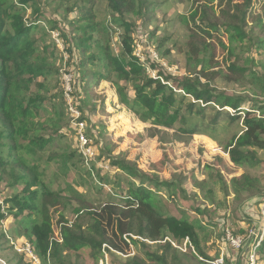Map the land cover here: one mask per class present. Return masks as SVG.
<instances>
[{"label": "trees", "instance_id": "obj_1", "mask_svg": "<svg viewBox=\"0 0 264 264\" xmlns=\"http://www.w3.org/2000/svg\"><path fill=\"white\" fill-rule=\"evenodd\" d=\"M73 1L72 6H68L65 12L80 13L76 23L81 22V24L73 30L82 35L65 34L62 27L56 28L57 23L51 24L50 31L57 30L61 33L58 32L60 34L58 35L64 45L67 74L72 78L75 77L70 83L71 106L80 113L81 122L85 120L81 113L84 104L81 102L79 107L73 99L78 97V89L82 90L83 87L76 85L75 80L78 79L82 85L81 82L85 80L84 68L89 63L95 69H100V71H90L97 85L99 82L107 81L110 76L131 85L134 92L132 102L124 94L123 88L116 89V93L121 105L126 107L127 111L141 122L148 123L145 139L155 138L160 146L167 144L166 147L171 149L168 143L187 140L192 135L203 134L209 140L213 139L211 133L217 131L222 122H226L224 130L233 125L241 126L239 133L233 134L224 147L223 152L228 155V161L236 167L258 162L257 152L264 151V109L256 105L245 109L243 108V104L246 103L245 98L227 96L209 85L215 80L209 78L210 72H214L215 69L218 71L217 74H220V70L224 68L226 81L236 82V79L228 77L226 72L244 77V69H239L234 63L226 64V62L228 56L236 59L232 45L243 44L248 39L251 41L245 29V17L251 10L252 0H243L244 9L240 10L237 16L223 6L224 0H219L217 7L214 8L209 7L207 0H191L192 5L188 15L181 17L187 30L218 34L223 28L222 33L226 35L228 43L227 46L220 44L226 54L222 59L221 69L217 70L218 64L212 66L201 58L196 60L201 69L193 80L189 76L181 77L179 74L168 72L161 63L151 58L148 52L151 47L146 39L140 41L138 35L137 40L133 37L138 30L136 31L135 23L128 21V18L144 19L150 9L147 0H106L111 20L124 30L117 54H114L110 48L107 29L94 22L95 16L91 6L94 0ZM227 3L230 1L227 0ZM232 7L238 11L237 5ZM27 10H30L32 18L28 22L24 19ZM43 17L39 0H0V179L7 174L13 181L9 187L22 186L18 195L4 200V203L11 204L9 212L17 220L14 237L18 241L25 239L30 243L33 256L39 264H74L71 262L70 253L76 254L85 248L91 251L95 260L102 259L104 253L110 254V248L116 246L105 233L98 216L84 205L74 212L81 214L85 210L83 216L89 220L85 228L78 222L83 218L82 215H79L73 224L60 226L59 240L53 238L50 227V210L59 203L65 206V195H72L77 199L82 197L62 179L71 169L76 168L78 161L83 165V159L77 148L72 152H67L68 150L64 148L61 152L47 151L60 132L61 121L69 119V104L63 92L56 93L49 99L38 94V90L45 88L46 80L53 71L46 58L37 54L36 42L32 38L33 31L37 29V24L43 20ZM218 18L222 19V24H218L216 21ZM257 22L264 36V21L257 20ZM71 25L73 26V23ZM96 30L100 37L93 39L92 34ZM257 40L259 49H264V37L261 36ZM91 41L95 52L88 53L92 48V45H88ZM54 44L58 48L55 42ZM192 45L195 43L191 38L187 42V48L190 56L196 58L201 51H197V56L193 55L190 50ZM138 46L142 49L144 63L136 55ZM147 66L155 72L156 78L147 73ZM248 75L254 83H257L259 89L261 87L264 91V77H256L253 72H249ZM36 79H41V83L36 92H31V86ZM201 79L206 80V83L202 84ZM111 84L113 85L112 82ZM47 100L53 104V117L48 123L52 125L54 131L49 134L43 132L45 129L41 124L34 122V119L40 115L39 112L46 106ZM256 108L260 116H255ZM94 110L95 107L90 109L91 112ZM69 127L71 128L70 120H67L64 128ZM114 155L107 157V167L115 169L128 178L127 195L123 199L127 216L123 224L124 229H120V219L115 218L116 231L127 235L132 245L142 247H147L146 243L149 242L164 241L166 237L171 238L176 244L187 239L194 251L192 258L197 261L198 257L207 260L198 247L195 226L185 218L163 216L158 211L155 200V192H160L161 187L169 188L177 184L179 188L180 182L187 177L180 181L160 180L157 176L148 175L139 169L135 162L122 158V154ZM95 156V161H90L88 166V175L93 174L96 160H102ZM216 160L223 163L220 158ZM50 162H56L62 172L59 177L53 174L52 179L47 180L46 172ZM100 170L103 172L101 167ZM184 175L182 171L178 176L181 178ZM217 177L221 185L227 188L220 171L217 172ZM56 180L61 185H65L64 189L52 190L51 186L57 182ZM100 182L108 181L100 179ZM229 186L237 191V195L238 192H244L251 196L259 192L255 179L245 174L231 178ZM60 187L59 185L58 188ZM179 189L185 193L182 187ZM2 218L0 215V221ZM245 234L243 237H246ZM130 235L138 239H133ZM17 243L21 245L20 242ZM6 244L8 241L3 230L0 229V255L6 251H13L10 252L11 257H0L2 263L30 264V258L25 253H16L13 246L6 247ZM159 248L155 253L147 255L149 260L154 262L153 264H169L166 256L168 252H171L173 261L178 259V249L173 248L170 242L165 241ZM263 249L264 237L257 250ZM126 264L146 263L143 260L131 259Z\"/></svg>", "mask_w": 264, "mask_h": 264}, {"label": "rangeland", "instance_id": "obj_2", "mask_svg": "<svg viewBox=\"0 0 264 264\" xmlns=\"http://www.w3.org/2000/svg\"><path fill=\"white\" fill-rule=\"evenodd\" d=\"M207 1L211 8L217 7L220 2L219 0ZM229 1L230 3H227V0H224L223 6L237 16L238 12L244 9L243 0ZM39 2L44 17L37 24V29L33 31L32 38L36 42L37 54L40 57L44 56L48 64L53 67V71L44 85L45 88L38 90V94L49 99L56 93H64L66 87L64 82L67 80L71 83L72 79L75 78L67 74L64 45L62 44L63 50H60L52 41L51 33L57 34L60 31H50L51 24L57 23L56 28L62 27L65 34L81 36V33H76L73 30L81 22L76 23L80 13L65 12L68 6H72L73 0H62V3L61 0H39ZM147 2L150 9L144 19L129 17L128 21L135 23L136 31L138 30L137 33L133 34V37L137 40L138 35L140 41L146 39L147 44L151 47L148 52L156 51L162 63L174 71L173 73L179 74L181 77L189 76L192 80L197 77V73L201 69L196 62L201 58H204L207 64L210 63L212 66L218 64L217 70L221 69L222 59L226 54L220 44L224 46L228 44L226 35L222 33L223 28L219 30L218 34H204L201 30L197 32L188 31L181 17L188 15L192 5L191 0H147ZM236 5L238 11L232 7ZM250 5L251 10L245 17V29L251 41L248 39L243 44L232 45L236 59L228 56L226 62V64L234 63L239 69H244V77L226 72L227 76L236 79V82L226 81L224 68L220 70V74H217L218 71L215 69L209 74L211 75L209 76L210 79H215L209 85L227 96L245 98L246 103L243 104L245 109L251 108L253 105L264 109V91L261 90V87L259 89L257 83H254L248 75L249 72H253L256 77H264V49H259L257 40L261 36L264 37L257 22V20L264 21V0H252ZM91 6H93L92 11L95 16L94 22L107 29L110 48L114 54H117L120 50L119 42L124 30L117 27L111 20V13L107 9L106 0H94V4ZM213 14L212 16H214ZM30 18V10H27L24 19L28 22ZM216 21L218 24H222V19L218 18ZM92 37L98 39L100 37L99 32L96 30ZM191 38L195 43L190 48L191 53L196 55L197 51H201L198 56L196 55L197 57L194 56L196 58L190 56L187 48V42ZM88 45H92L88 53L95 52L93 42L91 41ZM167 68L165 69L167 70ZM84 71L85 80L81 82L82 85L78 79L75 80L76 85L83 88L82 90L81 88L78 89L79 95L77 98L74 97L73 101L76 100L75 103L79 107L81 102L84 104L81 113L85 120L82 123L90 147L95 152L92 160L95 161V155L102 160H96L93 166V174L88 175L87 169L90 166V161L87 166L81 156L83 165L78 161L76 168L71 169L63 177L64 183L69 184L82 197L77 199L72 195H65V206L59 203L50 210L49 219L53 238L59 240L60 226L73 224L79 215L83 217L78 221L79 224H82L84 228L89 224V220L83 216L85 210L81 214L74 212L84 205L85 208L90 209L98 216L105 233L116 246V248H110V254L105 253L103 256L104 264H126L131 259L143 260L146 264H153L154 262L149 260L147 255L158 251L159 246L164 245L165 241L170 242L173 248L178 249L177 260L173 261L171 252L166 254L169 264H199L198 261L205 264H216L221 259L222 264H249L251 253L256 256L255 264H264V249L262 251L257 250L264 237V151L257 152L258 162L245 164L241 167L232 165L228 161V155L223 152L230 137L233 134H238L241 126L233 125L224 130V123L226 122H222L220 128L211 133L213 139L209 140L203 134L192 135L187 140L168 143L171 146V149H168L167 144L160 146L155 138L145 139L144 135L147 133L148 123L141 122L139 118L121 105L116 93L118 88H123L124 94L131 102L134 100V92L129 83L110 76L107 81L99 82L97 85L90 71H100V69H95L93 65L87 63ZM147 73L156 78L155 72ZM40 83L41 79H36L31 86V92H36ZM201 83L205 84L206 80L201 79ZM45 105L34 122L41 124L45 129L43 132L49 134L54 131L52 125L48 123L49 119L53 117V104L47 100ZM92 107H95V110L91 112ZM256 109L255 116H260L259 110ZM68 117L67 120L71 121L70 112ZM67 120L61 121L60 132L47 151L61 152L64 148V150H68L67 152H72L77 148L80 153L77 131L70 127L64 128ZM183 139L186 138L183 137ZM113 154H115L114 156L122 154V158L135 162L139 169L148 175L157 176L160 180L170 181L174 179L180 181L187 177L186 180L180 182V187L184 189L185 193L181 192L180 187L177 188V184L169 188L161 187L160 192H155V200L158 211L163 216H173L177 219L185 218L195 226L198 235V247L207 260L200 257H198V261L193 259V248L189 242L186 246L184 245L186 239L182 243L176 244L171 238L166 237L164 241L149 242L146 243L147 247H142L141 245H132L127 239V235L116 231L115 218L120 219V229H124L123 224L127 216L126 204L123 199L127 195L128 178L115 169L107 167V157L113 156ZM216 158H220L223 163L221 164ZM48 168L47 180H51L53 174L58 177L61 175L62 171L56 162H50ZM182 171L185 175L180 178L178 175ZM219 171L226 181L227 188L221 185L217 177ZM242 174L255 179L259 192L254 193V196L244 192H238L237 195V191L229 186L231 178L239 177ZM11 179L7 174L0 179V215L3 217L0 221V229L3 230L8 241L6 247H10L11 243H14L17 248H21L30 243L25 239L18 241L13 236L15 230L10 232V229L17 228V220L9 212L11 204L4 203V200L12 199L22 190V186L9 187V184L13 183ZM100 179H106L108 182L102 183ZM56 181L51 186L52 190L64 189L65 185H61L58 180ZM59 185L60 188H58ZM227 232L234 239L241 241L238 249L231 247L225 240ZM243 234L246 237H243ZM131 237L138 239L134 235ZM17 242H20L21 245ZM10 252H4L0 257H11ZM70 254L71 262L74 264H100L101 261V259L95 260L87 248L76 254ZM2 258H0V262L4 264ZM29 263L39 264L38 261L36 263L32 259Z\"/></svg>", "mask_w": 264, "mask_h": 264}, {"label": "built area", "instance_id": "obj_3", "mask_svg": "<svg viewBox=\"0 0 264 264\" xmlns=\"http://www.w3.org/2000/svg\"><path fill=\"white\" fill-rule=\"evenodd\" d=\"M51 36H52L53 41L57 44L58 48L60 50H63L62 41L60 40L58 33L55 34V33L52 32ZM138 48H139V50H138ZM137 50H138L137 57L140 59V61L142 63H144V56H142L141 47L138 46ZM149 54H150V56H151V58L153 60H155L156 62L161 63L164 68H167L166 65L164 63H162V61L159 59V56L157 55V53L155 51L151 50V51H149ZM65 59H66V57H65ZM146 69H147V72H150V71L153 72L150 69L149 66H147ZM167 71L170 72V73L174 72V71L170 70L169 68H167ZM64 83L66 85V87L64 88V96L66 98V101L69 104V112H70V118H71L70 125H71L72 129L77 131V140H78V143H79L80 153H81L82 157L84 158L85 164L88 166V162L93 159V155H94L93 154V150L90 147V143H89L88 137H86L85 132L83 130V123L80 121L79 112L75 108L70 106V102H71V100H70L71 98L69 97V93L71 91L70 83L67 80ZM263 207H264V205H263ZM225 240L231 245V247H234L235 249H238L239 246H240V242L241 241L239 239H234L229 232H227V234L225 235ZM187 243H188V240L186 239L184 245L186 246ZM11 246L14 247V250L17 253H25L30 259H32L34 262L37 263V259L33 256L32 248H31V246L29 244L28 245H24L21 248H17L15 246V244H13V243H11ZM104 255H105V253H104ZM249 259H250L249 260V262H250L249 264H255V259H256L255 255H253L251 253ZM221 260L217 261L216 264H222L221 262H223V261H221ZM104 262H105V259L103 258V259H101L100 264H104Z\"/></svg>", "mask_w": 264, "mask_h": 264}, {"label": "crops", "instance_id": "obj_4", "mask_svg": "<svg viewBox=\"0 0 264 264\" xmlns=\"http://www.w3.org/2000/svg\"><path fill=\"white\" fill-rule=\"evenodd\" d=\"M12 230H15V229H10V232H13ZM14 234V233H13ZM14 236V235H13Z\"/></svg>", "mask_w": 264, "mask_h": 264}]
</instances>
